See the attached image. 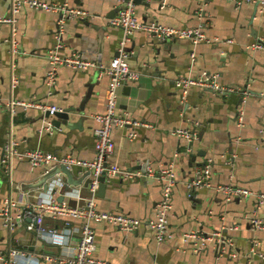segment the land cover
<instances>
[{"label": "crops", "instance_id": "crops-1", "mask_svg": "<svg viewBox=\"0 0 264 264\" xmlns=\"http://www.w3.org/2000/svg\"><path fill=\"white\" fill-rule=\"evenodd\" d=\"M68 1L98 17L67 21L62 52L83 51L98 66L89 70L61 66L51 95L45 83L49 67L45 54L55 44L53 33L58 14L28 9L21 11L14 23L0 22V97L3 102L35 98L63 109H75V120L80 119L76 127H67L66 121L61 119V126L48 132L42 128L46 122L39 108L19 106L13 113L0 105V205L8 194L24 195L29 199L33 194L47 196L43 186L29 187L47 171L33 167L28 159L14 161V185H10L4 175L1 157L3 146L11 135L21 150L40 147L60 156L71 154L78 159L94 156V131L98 123L93 115L105 112L110 81L108 75L100 71L117 54L123 38L122 29L108 22L116 14L119 0ZM139 1L135 0L139 20L182 28L200 26L212 40L197 45L189 39L159 42L138 30L127 43L128 62L141 76L119 90L120 111L151 126L115 128L112 160L124 168L144 169L147 165L159 168L168 164L177 150L181 151L176 164L178 181L173 191L170 217L175 237L159 244L148 224L162 197L161 182L144 177L124 181L116 176L107 179L102 195L97 194L98 208L130 213L142 223L138 230L125 232L112 224L92 222L98 246L96 256L112 264H264L260 256L250 262L242 255L239 258L220 256L213 245L195 250L191 242L181 239V234L191 229L205 232L223 229L234 239L241 254L249 249L253 240L260 242L264 252V227L253 229L249 222L251 217H256L264 223V204L258 206L253 197L227 202L222 195L206 187L194 190V195L189 196L187 188V181L196 167L212 159L213 183H236L255 191L264 190V135L261 132L264 98L260 96L264 93V50L246 48L247 44L264 38V8L259 5L255 13V3L237 6L228 0ZM9 16L11 0H0V18ZM13 29L17 31L21 48L26 51L15 57V73L20 79L15 88L11 83L13 68L9 44ZM190 68L195 74L205 70L217 72L221 83L249 88L250 95L242 99L238 93L219 95L199 87H192L183 94L175 80ZM241 110L242 126L237 118ZM192 126L198 129L199 138L192 153L187 154L185 141L172 131ZM131 130L136 133L134 138L129 137ZM193 157L195 161L192 162ZM80 170L76 166L72 172L75 177L82 178V182L76 186L71 184L68 190H82L87 175L79 174ZM73 195H64L68 198L65 202L84 203ZM74 223L75 226L79 224ZM43 224L58 226L62 234L68 228L63 220H53L49 216L44 217ZM77 236V233L71 237L63 235L59 237L62 242L52 243L36 237L24 226L9 231L0 224V264L1 255L7 256L13 246L25 249L34 257L42 252H70ZM61 243L68 246L63 247ZM32 261L37 262L36 259Z\"/></svg>", "mask_w": 264, "mask_h": 264}, {"label": "built area", "instance_id": "built-area-1", "mask_svg": "<svg viewBox=\"0 0 264 264\" xmlns=\"http://www.w3.org/2000/svg\"><path fill=\"white\" fill-rule=\"evenodd\" d=\"M240 6L246 2H252L264 8V0H228ZM37 9L58 14L57 25L54 31L55 44L46 52L45 57L48 60L49 67L45 75V83L48 87V93L51 95L57 84L58 70L61 66L73 69L89 70L96 68L97 62L87 56L85 52L75 50L69 53H63L64 48L63 36L66 31V23L71 19H88L96 18L97 15L79 5H72L68 0L64 2H49L45 0H11V16L0 18V22L14 23L17 21V15L23 10ZM111 26L119 27L123 31V38L117 54L111 59L110 63L103 67L100 73H105L109 77V86L106 90V110L105 112L93 115L97 121L95 133L94 156L91 159H78L73 155H57L54 152L46 151L40 147L25 148L21 150L14 136H10L3 146L1 157L2 170L10 185H14L13 180V163L15 160L28 159L33 167H42L46 171L50 168L65 164L71 170L80 167L79 174H85L90 178L87 189L90 195L85 198L80 194V189L64 190L67 183L66 175L63 173L56 174L49 180L46 195L33 194L32 199L24 195L13 196L8 194L4 197L0 205V224L9 231H15L18 227L24 226L27 231L34 232L36 237L47 239L52 243L62 242L59 237H65L78 234L76 245L73 250L63 253L53 254L42 252L38 256H32L23 248L13 246L9 249L8 255H1V264H112L105 259L96 256L97 242L96 232L92 222H105L112 224L122 231L133 232L139 229L142 220L130 213L102 210L98 208L97 192L100 185V177L105 176L106 181L112 177H120L124 181H131L137 178H155L161 182L162 197L155 206V216L148 220L153 236L160 243L173 240L174 232L170 227V217L173 210V191L178 181L176 171L177 159L181 151L177 150L172 160L166 164L154 168L147 165L146 168H124L113 162L112 157L115 151V142L113 131L117 127H137L151 126L144 121L136 120L128 114L120 111L119 90L130 82H136L140 79L141 73L133 70L128 62L129 52L127 43L132 35L138 31H144L152 38L159 42H168L173 39H189L193 45L200 42H209L212 39L203 31L200 26L193 27H176L158 23L155 21H141L137 17L135 0H119V7L116 14L108 19ZM228 41H232L229 39ZM10 52L12 55V75L11 83L15 88L19 82V77L15 73V57L25 54L17 38V31L13 29L9 38ZM247 49L264 50V38L260 37L246 45ZM14 57V59H13ZM192 62L195 59L194 51L191 53ZM193 67V64H192ZM176 86L181 89L183 94L192 87H199L209 90L215 94L238 93L242 99H246L251 90L241 88L236 85L223 84L219 80L217 72L202 71L199 74L193 73L191 68L187 73L177 77ZM264 98V93H260ZM0 105L9 108L13 113L17 107L28 109L30 107L39 108L45 113L49 111L53 115L57 111H63L62 107L55 104H48L31 99H11L6 103L0 97ZM46 123L42 126L46 131L53 132L55 126L50 118L43 117ZM238 123L243 125V110L238 113ZM264 135V127L261 130ZM172 133L185 141L184 151L192 153L194 143L199 138V131L196 127H177ZM134 130L129 132V137L134 138ZM212 159L204 161L203 164L196 167L191 178L187 181L189 196L194 195V190L199 188H210L216 193L222 195L227 202L235 199L255 198L258 206L264 204V190L255 191L236 183H213L212 181ZM70 187L71 184H69ZM13 192V191H12ZM76 195V198L83 200V204L70 205L65 201H58V195ZM74 196V195H73ZM49 216L53 220H63L67 230L64 234L60 228L55 225H45L43 220ZM74 222H78L75 226ZM249 222L253 229H261L264 223L261 219L251 217ZM237 228V227H234ZM183 242H191L193 249L205 250L213 245L220 256L226 255L231 258L243 256L250 262L255 256L264 258V252L260 249V242L253 240L247 251L241 254L236 248L234 239L225 234L223 229L212 230L210 232L191 229L181 234ZM67 244V243H65ZM61 243L63 247H67ZM32 259H36L34 263Z\"/></svg>", "mask_w": 264, "mask_h": 264}, {"label": "water", "instance_id": "water-1", "mask_svg": "<svg viewBox=\"0 0 264 264\" xmlns=\"http://www.w3.org/2000/svg\"><path fill=\"white\" fill-rule=\"evenodd\" d=\"M137 2H140L139 0H136ZM259 8L258 4H255V13L257 11V9ZM96 27V26H95ZM100 43H102V39H100ZM75 109H64L63 111H57L55 112L53 115L50 114L49 111H46L45 113H43V117L46 118H50L52 124L55 126V128H59L62 124L61 119H64L66 121V126L67 127H76L78 126L79 120H75L76 118V111H74ZM195 161V157L192 158V162ZM58 173H63L66 175V180L67 183L64 185V189H68L70 187L69 184H72L74 186L79 185L82 182V178H77L74 176V173L72 172V170L66 166L65 164H61L60 166H56L53 168H50L49 170H47V172L43 175V177L35 184L33 185H29V187L35 188V187H39V186H43L44 189L46 190L48 188V182L50 179H52L54 176H56V174ZM100 185H99V189L97 194L98 195H102L105 188H106V178L104 175H102L100 177ZM90 182V178L87 177L86 181L83 184L82 190L80 191V194L82 196H87L90 195V192L87 189V185ZM58 201H65L66 198L64 195H59L57 197ZM73 205V204H70ZM74 206V205H73Z\"/></svg>", "mask_w": 264, "mask_h": 264}]
</instances>
